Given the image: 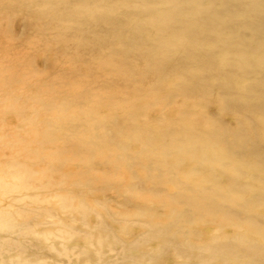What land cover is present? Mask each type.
Segmentation results:
<instances>
[{"label":"bare ground","instance_id":"obj_1","mask_svg":"<svg viewBox=\"0 0 264 264\" xmlns=\"http://www.w3.org/2000/svg\"><path fill=\"white\" fill-rule=\"evenodd\" d=\"M0 264H264V0H0Z\"/></svg>","mask_w":264,"mask_h":264},{"label":"rangeland","instance_id":"obj_2","mask_svg":"<svg viewBox=\"0 0 264 264\" xmlns=\"http://www.w3.org/2000/svg\"><path fill=\"white\" fill-rule=\"evenodd\" d=\"M16 121L15 120H12V119H9L8 120V124L10 125H15Z\"/></svg>","mask_w":264,"mask_h":264}]
</instances>
